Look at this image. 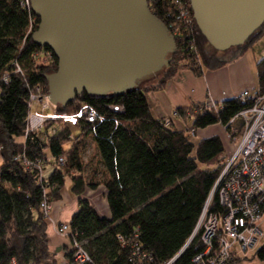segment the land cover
I'll list each match as a JSON object with an SVG mask.
<instances>
[{"label": "trees", "instance_id": "obj_1", "mask_svg": "<svg viewBox=\"0 0 264 264\" xmlns=\"http://www.w3.org/2000/svg\"><path fill=\"white\" fill-rule=\"evenodd\" d=\"M173 1L147 0L149 11L171 34L169 24L180 30L173 36L176 51L169 65L157 74L156 82L147 80L122 94L83 92L65 107L57 106L58 113L74 112L83 104L96 110L93 122L77 119L80 134L72 137L65 121L54 134L47 128L26 132L29 95L37 87L47 93L46 75L57 69V59L48 47L32 41L38 18L30 9L23 8L21 0H0V264L12 259L17 264H56L41 202L58 201L66 178L78 204L68 224L95 264H130L128 248L118 235L129 238L137 233L155 264L172 258L189 238L225 163L220 159L225 146L219 135L196 142L190 135L211 125H227L251 101L231 97L212 110L203 103L177 107L175 114L191 118L190 126L182 130L153 117L145 93L161 88L180 69L199 75L203 69L232 62L264 36V23L242 45L217 51L200 33L189 0L180 1L188 10L190 26L177 17ZM252 90L264 93V55L256 62ZM87 138L94 149L88 160ZM61 156L65 164L59 163ZM23 159L36 164L26 168ZM98 185L106 191L109 218L100 216L84 197L86 187ZM212 206H217L216 196ZM196 251L197 238L174 264H192ZM65 255L66 264H72L70 253ZM256 256L264 260V244Z\"/></svg>", "mask_w": 264, "mask_h": 264}, {"label": "water", "instance_id": "obj_2", "mask_svg": "<svg viewBox=\"0 0 264 264\" xmlns=\"http://www.w3.org/2000/svg\"><path fill=\"white\" fill-rule=\"evenodd\" d=\"M195 23L217 51L242 45L264 23V0H189ZM32 41L48 47L57 69L46 75L49 101L122 94L169 65L175 41L147 0H30Z\"/></svg>", "mask_w": 264, "mask_h": 264}, {"label": "built area", "instance_id": "obj_3", "mask_svg": "<svg viewBox=\"0 0 264 264\" xmlns=\"http://www.w3.org/2000/svg\"><path fill=\"white\" fill-rule=\"evenodd\" d=\"M173 4L178 12L177 17L186 26H190L188 10L180 0H174ZM21 6L30 9V0H21ZM169 28L172 36L179 35V29L171 24ZM48 57L47 53L46 58ZM15 71L20 69L17 67ZM2 80L7 82V76L3 75ZM234 97L242 102L250 100L251 105L239 111L223 128L226 129L229 125L233 130L235 120H240L241 130L235 137L232 132L226 134L229 146H225V163L202 206L195 227L182 248L163 264H174L195 238L198 251L192 256V264H243L247 260V251L264 237V93L245 89ZM29 100L40 103L41 110H48L44 113L29 112L26 132H44L47 128L48 133L54 134L57 130L51 125L53 121H64L71 117L93 122L97 116L96 110L89 104H83L71 113H58L57 107L49 101L48 94L43 93L41 87L30 93ZM216 105L219 104L211 97L203 102V107L207 110H212ZM58 161L65 164L66 158L61 156ZM22 163L26 168L36 164L26 159ZM215 196L217 206L213 207ZM41 207L48 217L51 204L44 199ZM56 232L68 239L69 249L66 253H70L72 264H95L68 223L57 224ZM118 240L123 247L128 248L130 264H155L153 254L143 249L138 242L137 233L129 238L118 235ZM8 264L17 263L12 259ZM250 264H264V260L258 259L256 263Z\"/></svg>", "mask_w": 264, "mask_h": 264}, {"label": "crops", "instance_id": "obj_4", "mask_svg": "<svg viewBox=\"0 0 264 264\" xmlns=\"http://www.w3.org/2000/svg\"><path fill=\"white\" fill-rule=\"evenodd\" d=\"M256 50L258 52L247 50L237 59L217 69H203L199 75L189 69H180L161 88L145 93L152 116L170 121L178 129H187L191 124V118L178 116L175 114V108L191 107L193 104L205 102L208 97L220 104L242 90L255 88L256 62L264 55V48ZM222 131L221 125L215 124L196 130L194 137L200 139L219 135L222 138ZM77 208L76 197L67 188L61 189L60 199L51 204L46 219V233L49 247L52 246L53 253L57 256L64 253L69 243L66 237L56 232V225L68 223ZM102 208L105 212V206Z\"/></svg>", "mask_w": 264, "mask_h": 264}, {"label": "rangeland", "instance_id": "obj_5", "mask_svg": "<svg viewBox=\"0 0 264 264\" xmlns=\"http://www.w3.org/2000/svg\"><path fill=\"white\" fill-rule=\"evenodd\" d=\"M205 47L210 49L208 47V45H206ZM256 48H262V50H263V48H264V36H262L258 41H256L252 45V47L248 50V52H254V50L256 52H258L256 50ZM255 55H256V57H258L257 54H255ZM259 55L261 56V54H259ZM156 76L157 75H155L154 77L150 78L147 82H154L155 80H157ZM47 110L48 109L41 110V104L40 103H32L31 106H30V112H32V113H35V112H38V113L39 112H43L44 113ZM64 121L69 126L72 137H76V136H78L80 134V126L78 124L77 119L69 117V118L65 119ZM51 125L55 126L56 130H59L61 128V126H62V124H61V122L59 120L51 122ZM221 127H222V125H221ZM232 128H233V130L231 129V127L229 129H224L222 127V130H223L222 131L223 132L222 133V136H223L222 139H223L224 146H229V144L227 142L226 134L232 132V136L234 135V137L239 134V132L241 130L240 120H235V122L232 125ZM190 139L192 141H194V142L197 141V139L194 138L192 134L190 135ZM237 141H238V139H237ZM225 148H226V151H227V147H225ZM84 151H86L84 153V157L87 158L86 160L90 159L94 155V149L91 146V142H90L89 138H87L86 146H85V150ZM223 152H225V151H223ZM223 152L220 155V159L224 160V155L226 154V152L225 153H223ZM0 164H1V162H0ZM89 166L90 165L88 164L87 165V171H89ZM203 167H205V166H203ZM47 169L49 170V166H47ZM64 188H67L68 190H70V180L68 178H66L65 184L62 187V189H64ZM84 196H86L89 199V201H91L90 202L91 205L93 206L95 211L100 216H103V217H106V218L110 217V211H109V208H108V205H107V201H106V191H105V189H104V187L102 185H98L95 188L86 187L85 191H84ZM102 206H105V208H106L105 212L103 211L104 207L102 208ZM46 219H47V217H46ZM262 227H263V230H264V224H263ZM263 244H264V237H262L260 240H258L257 244L251 250L247 251V253H246L247 257L246 258L250 262H247V260H245V262L243 264L256 263V261H258V258L256 256V251ZM49 248H50V251L53 253V248H52L51 245H50ZM68 249H69V246L66 248L64 253H62V254H60L58 256L56 254H53L52 258H53V260L55 261L56 264H61L62 262H67L68 261L66 255H64V254H66Z\"/></svg>", "mask_w": 264, "mask_h": 264}, {"label": "bare ground", "instance_id": "obj_6", "mask_svg": "<svg viewBox=\"0 0 264 264\" xmlns=\"http://www.w3.org/2000/svg\"><path fill=\"white\" fill-rule=\"evenodd\" d=\"M57 107V106H56Z\"/></svg>", "mask_w": 264, "mask_h": 264}]
</instances>
